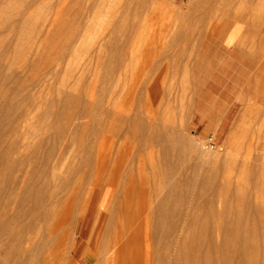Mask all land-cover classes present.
Instances as JSON below:
<instances>
[{"label":"rangeland","instance_id":"1","mask_svg":"<svg viewBox=\"0 0 264 264\" xmlns=\"http://www.w3.org/2000/svg\"><path fill=\"white\" fill-rule=\"evenodd\" d=\"M166 1L0 0V133L26 113L29 139L50 131L47 151L75 130L58 171L76 196L95 191L86 160H114L122 148L143 190L167 196L162 216L175 226L170 251L183 252L181 264H247L224 250L246 240L224 236L225 223L257 233L251 257L264 264V1ZM15 159L0 168V191L27 161ZM30 176L16 191L46 189Z\"/></svg>","mask_w":264,"mask_h":264},{"label":"bare ground","instance_id":"2","mask_svg":"<svg viewBox=\"0 0 264 264\" xmlns=\"http://www.w3.org/2000/svg\"><path fill=\"white\" fill-rule=\"evenodd\" d=\"M161 1L163 6L168 7L169 2ZM140 7L137 6V9ZM25 114L18 124L11 125L8 135L6 130L0 133V168L7 164L8 155L14 159L23 156L27 160L12 177L14 185L0 191V264H7L1 254L9 255L10 264H78L80 256H83V264H158L160 238L165 231L169 249L163 256L164 264L182 263L183 252L170 251L175 226L164 221L162 216L167 210V201L164 200L167 196L156 201L158 192L143 190L144 182H137L134 167H127L118 156L122 148L114 160L100 156L94 163L86 160L87 168L83 169V173L93 177L88 185L95 191H81L76 196V191L69 190L70 179L62 177L58 171L67 142L74 136L75 130L68 131L61 142L56 140L65 142V149L61 145L63 149L58 150V144L54 143L47 151H42L50 131L46 128L48 134L47 131L42 132L44 134L38 140L29 139L28 117ZM15 117L19 118L18 115ZM9 135L13 138L9 139ZM84 149L86 158L94 155L92 145ZM33 170L38 172L36 182L42 179L46 189L34 191L33 186L30 191H16L20 182L22 185L30 179ZM55 176L58 180L53 181ZM195 181H198L195 182L197 185L203 183L199 178ZM114 191L107 217L97 234L99 243L94 248L92 234L103 213V206L111 200ZM75 197H79L77 204ZM87 218L88 224L82 229V222ZM222 228L227 230L226 237L246 239L240 249L226 245L224 250L229 254L240 252L246 257L247 264H256L251 253L259 244L249 242L251 239L248 238L257 233L252 230L243 234L233 232L229 223Z\"/></svg>","mask_w":264,"mask_h":264},{"label":"crops","instance_id":"3","mask_svg":"<svg viewBox=\"0 0 264 264\" xmlns=\"http://www.w3.org/2000/svg\"><path fill=\"white\" fill-rule=\"evenodd\" d=\"M228 34H229V31H228V33L224 36V38L222 39L223 41L226 40L225 38H227ZM224 45H225V44H224ZM225 46L228 47V48H232V47H233V44H230V46H227V45H225Z\"/></svg>","mask_w":264,"mask_h":264}]
</instances>
